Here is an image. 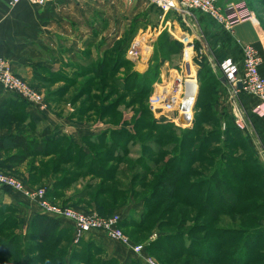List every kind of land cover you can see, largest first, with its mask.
Segmentation results:
<instances>
[{
    "label": "rangeland",
    "instance_id": "374dc122",
    "mask_svg": "<svg viewBox=\"0 0 264 264\" xmlns=\"http://www.w3.org/2000/svg\"><path fill=\"white\" fill-rule=\"evenodd\" d=\"M218 1L220 6H224L221 5L222 0ZM239 1L244 2L256 26L264 33V0ZM82 6H88L85 10L96 23L92 27L93 31L99 35L100 31L106 32L102 49L110 51L109 61L117 59L115 53L118 51H122L124 59L130 61L126 52L133 43L152 38V46L147 45L148 41L143 44L144 51L146 48L150 49L146 63H142L141 59L134 61L135 65L131 60L134 65L131 63L115 71L117 68L112 67L113 62L101 74L94 72L74 87H49L45 92H40L27 84L42 97L44 108L47 105L51 110L54 109L55 113L72 115V120L79 124L103 122L120 125L117 129L109 128L103 138L106 144L114 145L96 146L94 149L90 145L81 147V144H78L79 147H72L68 136L59 135L57 152L49 149L48 156H25L22 150L9 145L5 151L0 152V172L17 179L34 191L54 189V195H46V200L55 208H72L103 218L126 215L125 218L131 221L141 222L144 227L147 225L144 229L126 224L122 231L135 246H143V254L152 258L156 264H264V178L260 176L263 167L255 162L257 160L245 150L244 142L232 132L231 125L236 126L234 115H226V111L222 110L224 105L228 106L227 101L223 100L220 107H215L220 102L218 86L222 74L218 69L215 71L214 67L216 60L219 64L222 60H218L211 49V39L208 41L204 35L199 37L194 36V33L190 39L194 46L191 65L197 72L196 83L199 84L194 105L198 94L201 93L199 104L197 103L196 107L192 105L194 109L192 108V118L189 117L190 124H182L181 120L177 119V111H158L155 114L150 109V100L155 90L159 91L167 85L173 87L175 78H182L185 74V71L180 69L186 49L184 44L176 42L167 32L160 35L161 41L160 38L157 41L155 34L150 37V32L147 35L140 31H145L148 26H151L152 30L157 28L163 14L161 10L146 0H87ZM172 17L178 19L175 14ZM143 36L144 38L140 39ZM97 42H100L99 37ZM157 62L161 67L158 70L159 77L155 78ZM136 66L140 71H136L139 77L133 75ZM149 68L150 74L144 76ZM148 89L150 95L141 99L139 93L143 92L145 95ZM52 92L59 94V98L52 101L49 98ZM181 96L182 94L180 98ZM186 103L184 102L185 106L189 104ZM196 115L202 116L196 119ZM12 122H15V119H12ZM195 122L202 129L197 140H193L191 135L184 136L185 131L194 128ZM23 124L17 126L18 129L20 126L23 129L21 135H27L30 141H40L39 136L45 131L44 127L37 130L33 122ZM153 126L157 128L154 129ZM236 128L241 131L238 126ZM226 129H229V133L224 136ZM113 130L120 131V134H113L111 137L110 132ZM218 130H221V134H218ZM208 134L213 136L208 150L199 156L198 152L190 147L194 142L202 141L203 137L207 138ZM64 137L67 139L62 142ZM46 140L50 141L51 138L47 136ZM182 141L185 142L183 151ZM157 147L162 149L161 154H164L165 158L174 161L173 168L176 169V166L180 165L190 171V175L182 178L181 182L187 184L213 182L216 168L214 161L224 160L223 154H235L236 159L229 160L227 164L234 169L246 165L250 170V183L258 185L257 192L260 193L256 196L247 193L248 200L241 202L239 206L240 209L248 205L252 208L241 216L220 215L219 208L214 203H223L224 197L213 190L212 193L216 196L210 197L208 201L209 185H205L201 189L198 203L193 207L176 204L171 211L164 214V210L173 204L166 198L157 209H151V202L144 203L145 198L152 193V188H142L143 179L149 175L142 165L154 163L160 158L154 155L152 150H157ZM82 148L91 152L85 155ZM214 150L216 153L210 154ZM16 156H24L25 160L20 162L15 159ZM121 156L123 160L120 162H123L120 163L118 159ZM194 160L201 162H192ZM92 162H95V166L90 165ZM87 169H90L89 174H86ZM225 180L228 185L235 187L234 179L226 176ZM166 190L173 192L169 187ZM7 192L0 189L1 197ZM119 192L122 195H114ZM152 200L161 201L162 198L157 195ZM114 201V209L107 207ZM224 204V207L232 208L234 203ZM257 205L262 206L255 212ZM7 207H11L10 210L2 211ZM24 207V203H0V264H101L110 259L114 261L111 264H122L121 259L109 256L104 245L99 241L95 242L96 240H89L92 243L90 246L80 245L74 243L71 234L59 235L55 231L44 243L40 240L42 231L35 222L38 214L31 217ZM145 211L151 216H143ZM157 239L163 247L157 245L156 249V246H151L150 243ZM163 248L170 249L173 256L164 254ZM181 248L186 252L180 254ZM222 255H225L223 259ZM133 262L139 264L137 260Z\"/></svg>",
    "mask_w": 264,
    "mask_h": 264
},
{
    "label": "crops",
    "instance_id": "0c3cea01",
    "mask_svg": "<svg viewBox=\"0 0 264 264\" xmlns=\"http://www.w3.org/2000/svg\"><path fill=\"white\" fill-rule=\"evenodd\" d=\"M84 1L87 0H44L43 4H35L33 0H24L16 7H9L5 1L0 0V58L8 59L14 74L40 92H45L49 87L54 89L76 86L79 81L102 68L108 53V50L102 49L103 36L106 32L100 31L99 35L93 31L92 27L96 23L85 10L88 6H82ZM221 2H223L221 5L226 7L228 3L242 1ZM161 15L160 26L154 30L148 26L145 31H140L147 35L150 32V37L155 34L156 40L162 33L167 32L181 45L186 36L192 38L193 33L199 37L204 35L207 40L211 39V49L218 60L231 58L237 63L241 62L243 46L252 45L262 58L261 73L264 75V33L258 29L252 18L239 22L232 30H227L201 13H193L187 19L175 14L178 18L176 20L172 17L174 14ZM96 36L100 42H97ZM142 38L144 36L140 39ZM145 41L152 43V38ZM138 66L135 67V71H138ZM218 88L220 102L215 107H220L223 100L227 101L228 106L224 105L222 110L226 111V115H234L236 126L249 140L264 167V116H257L254 113L259 104L258 99L241 91L232 94L222 81L219 82ZM55 94L52 92L49 97L52 101L60 96ZM12 119H15V122H12ZM29 122H33L37 130L44 127L55 135L68 136L83 146L86 139L98 138L109 128H119L103 122L79 124L72 120V115H60L47 105L45 108L32 106L21 97L0 87V139L21 136L23 129L21 126L18 129L17 126L24 125L23 123L27 125ZM7 191L5 196L0 195V203H24V208L31 217L37 214L44 215L35 204L27 201L22 195ZM54 220L60 223L62 229H67L72 234L70 221L59 218ZM92 236L95 242L99 241L104 245L109 256L118 257L122 264L140 261L133 251L109 239L103 233Z\"/></svg>",
    "mask_w": 264,
    "mask_h": 264
},
{
    "label": "built area",
    "instance_id": "2783aa9c",
    "mask_svg": "<svg viewBox=\"0 0 264 264\" xmlns=\"http://www.w3.org/2000/svg\"><path fill=\"white\" fill-rule=\"evenodd\" d=\"M9 7H16L24 0H3ZM150 4L156 9H160L163 14H176L182 19H187L193 13H201L223 26L227 30H231L236 24L246 19H250L251 13L246 9L244 2L231 3L226 7L220 6L218 0H149ZM35 4H43L44 0H33ZM191 38L186 36L182 43L185 46L184 59L180 66L181 71H185L184 77L180 78L182 82L181 91H179L176 79L173 81V87L170 85V93L166 91L155 90V94L150 100V109L157 114L161 111H177L178 120L184 115L192 118V113L187 114L182 111L184 101L188 96L187 82L191 79V61L194 58V46ZM150 43L147 42V45ZM191 49L193 55L190 63L185 59L187 50ZM143 47L137 42L133 43L127 51V57L132 61L144 60ZM144 64L146 61H142ZM262 58L258 50L252 45H246L242 48V59L237 63L231 58L225 59L220 64L215 65L221 72L220 81L226 85L232 94H238L240 91L248 96L256 97L259 101L254 113L257 116H264V75L261 73ZM197 73V72H196ZM238 84L242 85V89H238ZM197 92L199 84H197ZM163 86L161 88L167 87ZM0 87L10 93H13L32 106H43L42 97L21 78L14 74L10 61L6 58H0ZM178 93V94H177ZM180 94H182L180 98ZM198 98V97H197ZM196 104V103H195ZM179 105L180 108L178 107ZM195 107V105H194ZM179 109V110H178ZM194 109V108H193ZM168 113V112H167ZM0 189H6L22 195L30 203H34L40 211L47 217L52 219H66L72 223L73 241L79 244L81 241L88 239L89 235L103 233L109 239L121 244L123 247L129 248L137 257L140 258L142 264H156L155 261L143 254V246H135L128 237L123 233L120 225L123 217L115 215L111 218H103L96 214H87L72 208L58 209L51 206L47 200V190H31L23 183L0 172Z\"/></svg>",
    "mask_w": 264,
    "mask_h": 264
},
{
    "label": "trees",
    "instance_id": "16d2710c",
    "mask_svg": "<svg viewBox=\"0 0 264 264\" xmlns=\"http://www.w3.org/2000/svg\"><path fill=\"white\" fill-rule=\"evenodd\" d=\"M163 37V36H162ZM160 36L158 37L157 41L159 40ZM163 40V38H162ZM156 41V43H157ZM161 41V38H160ZM163 42V41H162ZM162 44V43H160ZM128 51V50H127ZM109 54L110 51H108L107 56L102 64V68L97 69L96 73L97 74H101L103 72V70L108 69L109 65H111L114 62V65L112 66L113 68H117L115 69V71L119 70L122 66H126L131 64L132 62L124 59V53L122 51H118L117 54V59H110L109 61ZM127 55V52H126ZM106 62V63H105ZM121 63V64H118ZM133 64V63H132ZM134 65V64H133ZM160 64L157 62V65L155 67V74L154 77L157 78L159 77V69H160ZM114 70V69H113ZM136 71H134V76L139 77L140 75H138L136 73ZM141 74V73H140ZM150 74V68L146 71L144 76H147ZM143 76V75H142ZM111 77V76H109ZM108 77V79H109ZM205 77V76H203ZM112 79V77H111ZM219 81V80H217ZM220 82V81H219ZM200 92V91H199ZM201 93V92H200ZM200 93L198 94V98L196 101V104H199V98H200ZM149 94V89L147 91V94L143 95V92L139 93V96L142 97L141 99H144V97H147ZM195 104V107H196ZM208 106L206 107V109L208 110ZM202 115H196V119L197 117H201ZM111 125V124H110ZM111 126H120V125H111ZM232 132L236 133V135L241 139L242 142H244L245 144V150H247L248 153H250L254 158L256 163H258L259 165H261L263 167V165L259 162V159L257 157V155L255 154V152L253 151L250 142L248 139H246L243 135V133L241 131H239L236 126H232ZM152 128H157L155 126H153ZM201 128L200 125L194 124V128L192 130H187L184 132V136L185 135H191V137L197 140L199 133L201 132ZM221 131V130H220ZM220 131L218 130V134L220 133ZM214 132V133H217ZM229 133V129H226L225 133L223 134L224 136H227ZM107 134V132L103 133L102 135H100L98 137V139H94V138H89L85 140V145H81V147H86L87 145L92 146V149H94V147L96 146H113L114 143H110V144H106L105 140L103 139L104 136ZM113 134H120V131H115L113 130L112 132H110V135L112 137ZM221 134V133H220ZM210 135V136H209ZM51 138V140L49 141H45V137ZM57 136L59 135H55L54 133H52V131L49 130H45L43 132V134H41L40 137V141L36 142V141H30L28 140L27 135H21V136H15V137H10V138H1L0 139V152H3L7 149V147L9 145H13L14 148L16 149H20L22 150V153L25 154V156H34L36 154L38 155H43V156H48L47 152L49 151V149L52 152H57L58 147L56 145H59V141H57L59 138H57ZM102 136V137H101ZM201 136V135H200ZM212 134H208L207 138L203 137V140L201 141H196V143L192 144V146L190 147L191 150H196L199 154V156H202V154L204 152H206L208 150V144H210V141L212 140ZM65 139L67 138H62V142L65 141ZM70 141V146H74L76 145L77 147H79L76 141H73L71 138H69ZM113 141V140H112ZM94 142V143H93ZM200 142V143H199ZM158 148V147H157ZM181 148L182 151L185 148V142L182 141L181 143ZM231 148V147H230ZM89 149V147H88ZM88 149H84L82 148V152L87 155L89 151ZM88 150V151H87ZM154 152V155L159 156L160 158L155 161L154 163H149L148 165L144 166V169H146V171L148 172L149 175L146 176V178L143 179V183H142V188H152V193H150V196L145 198L144 203L147 204V202H151V209H157L161 203L167 198L169 201L173 202V204L169 205V207H167L164 210V214L168 213L169 211L172 210V207L175 206L176 204H182L186 207H193L198 203V200L201 196V189L205 186V185H209L208 187V198L207 200H210V197H215L216 195L213 194V190H215L216 194L222 195L224 197V202L227 203H234L232 206V208H227L224 207L225 204L224 202H217L214 203L216 207L219 208L218 213L220 215H226V214H238L239 216L246 214L251 208V205H248L247 207L244 208H239L241 202L247 201L248 200V194H251L252 196H256L258 195L260 192H257L258 190V185L256 183H250V179H249V175H250V170L247 168L246 165H243L242 168L237 167V169L232 168L230 165H228V161L229 160H233L236 159V155L235 154H223V159H218L216 162L214 161V166L216 167L214 169V180L213 182L207 184V182L205 181H200L194 184H187V182L185 183H181L182 182V178L190 175V171L187 169H184L183 166H176V169L173 168L174 167V161H172L171 159H169L168 157L165 158L164 154L162 153V149L159 147L157 150L156 149H152ZM216 150L213 151V153L210 152V154H215ZM182 153V152H181ZM121 157H119V162L121 159ZM16 160L18 159L20 162H23L25 160L24 156H16L15 158ZM200 160H194L192 162H197ZM123 162V161H121ZM120 162V163H121ZM201 162V161H200ZM212 164V163H211ZM90 165L95 166V162H92ZM81 166H83V164H81ZM162 166V167H161ZM161 167V168H160ZM90 169H87L86 174H89ZM198 172V171H196ZM200 172V171H199ZM202 174V172H200ZM101 174V173H99ZM196 174V173H195ZM150 175L151 178H148ZM259 175V174H258ZM226 176H228L229 178L234 179L235 183V187L234 186H230L228 185L226 179ZM260 176H262V178H264V167L262 170V175L260 174ZM109 181V179H107ZM216 184V186L214 187V185ZM172 188L173 192H168L166 190V188ZM55 193V190H47V196L52 197ZM115 196H120L122 195L121 192L119 193H115ZM160 196V198H162L161 201H153L152 198L155 196ZM261 197V195H259ZM250 202V201H249ZM116 201H114V203H112V205H108L107 207L109 208H115L116 206ZM208 205V204H206ZM262 205H257L255 208V212H257V210L259 211L261 209ZM6 208V207H4ZM11 207H7V209L2 210V211H7L8 209L10 210ZM146 210V208H145ZM215 212V211H214ZM147 213L149 212H144L142 213L143 216L147 215ZM212 213H209V215ZM150 215H147V217H150ZM37 218V219H36ZM35 218V222L38 223L39 229L42 231V237L40 238L41 241H43L44 243L46 242V240L50 237V235L52 233H54L55 231L58 232L59 235H62V233L66 236H68L70 233L66 230V229H62L60 226V223L57 220H54L52 218H49L47 216L44 215H37V217ZM34 222V221H33ZM32 222V223H33ZM126 224H130L129 226L134 227V228H143L144 225L141 222H136V221H131L128 218H123L122 222H121V229H123V227L126 226ZM147 227V225L144 227V229ZM93 235V234H92ZM89 235L88 240H83L81 241L79 244L80 245H86L87 246L90 244H92L89 240H93V236ZM72 238H73V232L71 234ZM191 236V235H189ZM59 236L57 237L58 240ZM181 238V237H180ZM182 238L185 239V237L183 236ZM56 240V241H57ZM186 240V239H185ZM59 241V240H58ZM57 241V242H58ZM159 241L160 240H156L153 241V243L151 246H156L157 249V245L159 247H163L159 245ZM93 242V241H92ZM192 243V241H190ZM149 245V249L151 247ZM190 245H188L189 247ZM185 247L186 244H185ZM169 248V247H168ZM100 251H103L102 248H99ZM180 254H182L183 252H186V250L184 249H180ZM164 254L166 255H170L173 256V252L170 251V249H164L162 251ZM8 253H6L7 255ZM217 257V256H216ZM225 257V255H222V259ZM174 258V257H173ZM219 258V256L217 257ZM139 262V264H141V262L139 260H137ZM56 262V261H54ZM113 259H110L108 261H104L101 264H111L113 263ZM131 264H134V262H132Z\"/></svg>",
    "mask_w": 264,
    "mask_h": 264
},
{
    "label": "bare ground",
    "instance_id": "6f19581e",
    "mask_svg": "<svg viewBox=\"0 0 264 264\" xmlns=\"http://www.w3.org/2000/svg\"><path fill=\"white\" fill-rule=\"evenodd\" d=\"M145 41V40H144ZM144 41H142V40H138L137 41V44L140 46L141 45V47H143V44H144ZM146 49H148V50H146ZM145 49V51H144V48H143V52H144V60L146 61L147 60V57L149 56V48H146ZM188 52L186 53V55H187V59H186V61L188 62V63H190V59H191V56H192V51H191V49L189 50H187ZM186 57V56H185ZM191 79L190 80H188V82H187V89H188V96H187V98H186V100L184 101V102H187L186 104H188V105H183V107H182V111L184 110V112H186L187 114H191V112H192V108H193V106H194V104H193V102L195 101V98H196V95H197V83H196V77H197V74H196V71H195V69L191 66ZM176 83L178 84V87H179V91H181V88H182V83L180 82V79L179 78H177L176 79ZM161 90L160 91H166V92H169L170 93V86L168 87H164V88H160ZM193 105V106H192ZM185 117H189V115H185Z\"/></svg>",
    "mask_w": 264,
    "mask_h": 264
},
{
    "label": "water",
    "instance_id": "95a60500",
    "mask_svg": "<svg viewBox=\"0 0 264 264\" xmlns=\"http://www.w3.org/2000/svg\"><path fill=\"white\" fill-rule=\"evenodd\" d=\"M238 89H242L241 84H238ZM190 122H191V119L189 117H185V115L181 117L182 124H190Z\"/></svg>",
    "mask_w": 264,
    "mask_h": 264
}]
</instances>
